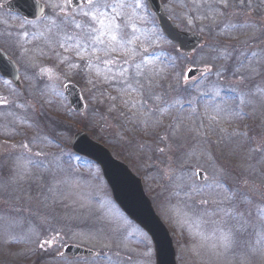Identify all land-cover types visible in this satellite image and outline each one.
Instances as JSON below:
<instances>
[{"label":"rangeland","instance_id":"obj_1","mask_svg":"<svg viewBox=\"0 0 264 264\" xmlns=\"http://www.w3.org/2000/svg\"><path fill=\"white\" fill-rule=\"evenodd\" d=\"M8 1L0 0V48L19 67L21 81L27 76L29 83L22 82L19 94L9 86L3 97L7 85L0 78V107H4L0 110V264H156L151 239L115 204L98 166L72 154L70 144L81 127L102 138L112 154L143 179L156 213L170 230L178 264H224L217 252L229 251L227 219L243 217L253 223L251 216L257 212H251L250 202L256 206L257 199L251 170L257 169L258 150L264 147V0H162L175 27L205 39L194 55L172 56L171 66L168 55L176 48L170 43L169 48L164 39L155 40L159 32L153 28L148 41H156V51L165 48L167 70L153 57V48L145 47L140 0L113 2L121 4L110 17L120 25L116 33L120 42L105 35L101 46L106 55L101 59L84 58L71 50L66 55V47L56 49L66 39L98 49L86 38L93 25L80 10L68 9L62 0H39L47 15L32 23L7 12ZM149 16L146 20L152 26ZM73 17L81 28L69 23ZM83 60L89 61L84 74L90 80L92 67L105 72L103 87L111 84L110 76L128 72L125 80H114L117 85L140 84V66L150 75L163 74L162 91L144 96L145 113L134 125L126 113L122 115L116 100L106 103L101 117L97 106L104 105L103 100L97 93L92 95L89 83L78 80L86 108L75 112L64 86L77 85L74 75L84 72ZM189 68L208 74L188 82ZM214 84L224 86L227 97L239 98V103L223 100L217 86L207 87ZM115 97L113 93L111 98ZM146 106L161 110L162 116ZM163 116H167L164 121ZM52 119L57 120L55 127ZM143 126L150 129L149 135H144ZM198 171L205 173L203 182ZM244 175L248 181L236 183ZM184 194L188 201L179 207ZM238 196L244 199V212ZM239 219L237 223L250 234L261 223L257 218L251 225ZM249 242L240 264H264L261 237ZM72 244L98 255L58 260L63 247Z\"/></svg>","mask_w":264,"mask_h":264},{"label":"water","instance_id":"obj_2","mask_svg":"<svg viewBox=\"0 0 264 264\" xmlns=\"http://www.w3.org/2000/svg\"><path fill=\"white\" fill-rule=\"evenodd\" d=\"M149 2L157 14L165 34L171 40L180 44L181 51L190 54L197 50L202 43V38L197 35L179 32L163 13L159 0H149ZM7 9L29 20H37L43 17L45 13L44 6L37 0H13L7 4ZM0 71L4 77L17 82V68L2 51H0ZM200 73L201 70H190L187 78L192 79ZM66 92L73 109L76 112L82 111L85 106L79 90L74 86H67ZM72 147L77 154L88 157L101 166L104 176L113 191L115 201L134 222L151 236L155 246L157 264H177L176 252L169 231L156 215L150 200L144 192L141 180L125 164L115 160L109 151L92 141L85 134L76 135ZM198 176L203 179V174L199 173ZM65 254L71 256L95 255L93 252L77 247H67Z\"/></svg>","mask_w":264,"mask_h":264},{"label":"snow or ice","instance_id":"obj_3","mask_svg":"<svg viewBox=\"0 0 264 264\" xmlns=\"http://www.w3.org/2000/svg\"><path fill=\"white\" fill-rule=\"evenodd\" d=\"M72 0H68V3H71ZM224 2V0H222ZM111 8L112 11H115L116 5L107 3V0H86L85 8L81 9L79 13L86 20L92 23V27L88 30L87 39L93 42L103 43L102 37L105 35L110 36L111 41L119 43L117 40V31L120 29V25L114 23L115 18H110L107 14V9ZM69 23H75V18H71ZM98 24L99 27L95 25ZM76 28H81V24L75 23ZM133 31L135 29L133 28ZM211 71V69H209ZM29 164L35 165V162L32 160H28ZM45 243H51V241H45ZM43 247V245H41Z\"/></svg>","mask_w":264,"mask_h":264},{"label":"flooded vegetation","instance_id":"obj_4","mask_svg":"<svg viewBox=\"0 0 264 264\" xmlns=\"http://www.w3.org/2000/svg\"><path fill=\"white\" fill-rule=\"evenodd\" d=\"M258 190L260 195L257 197L256 206L255 203L252 205L254 211L257 210V219L258 221H264V169H259V180L257 181ZM256 216L253 217V219Z\"/></svg>","mask_w":264,"mask_h":264}]
</instances>
